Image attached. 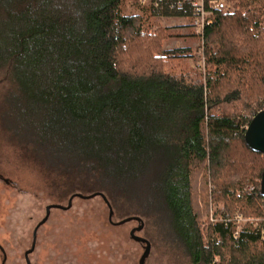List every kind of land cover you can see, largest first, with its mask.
I'll return each mask as SVG.
<instances>
[{
	"label": "trees",
	"instance_id": "obj_1",
	"mask_svg": "<svg viewBox=\"0 0 264 264\" xmlns=\"http://www.w3.org/2000/svg\"><path fill=\"white\" fill-rule=\"evenodd\" d=\"M128 1L0 0L2 126L67 192L143 215L191 264H264V227L235 237L217 221L207 243L199 227L209 198L224 217L264 216V155L244 140L264 109V0L215 11L202 77L197 54L163 49L166 31L151 24L190 26L189 5L124 13Z\"/></svg>",
	"mask_w": 264,
	"mask_h": 264
},
{
	"label": "rangeland",
	"instance_id": "obj_2",
	"mask_svg": "<svg viewBox=\"0 0 264 264\" xmlns=\"http://www.w3.org/2000/svg\"><path fill=\"white\" fill-rule=\"evenodd\" d=\"M139 3L142 2L129 0L124 4L122 12L147 11V6L151 4L147 1L142 5ZM151 21L153 26L158 25L166 31L163 49L187 46L200 60L201 39L191 34L194 32L188 19L157 17ZM198 60L190 61V65L196 67L202 77L206 66L204 70L197 68ZM9 87L5 72L1 71L0 106ZM67 190L63 180L56 174L49 173L34 158L28 157L11 138L8 130L2 126L0 113V264H26L24 252L31 246L34 228L44 217L47 205L66 206L73 193H94ZM106 199L108 200L107 197ZM210 205L217 217L220 216V209L224 208L222 202L212 203L209 198L206 211L199 221L205 243L208 242L206 232L213 224L209 220ZM112 210V222L131 215L143 220V228L135 233L150 242L144 264H191L189 257L159 236L155 225L148 223L143 215H127L123 210ZM237 212L239 211L231 215ZM241 214L245 219L243 227H264V216ZM138 224L136 220L122 224L110 223L108 206L100 195L74 197L66 210L50 209L47 220L36 230L35 245L28 258L31 264H139L145 245L130 237V230Z\"/></svg>",
	"mask_w": 264,
	"mask_h": 264
},
{
	"label": "water",
	"instance_id": "obj_3",
	"mask_svg": "<svg viewBox=\"0 0 264 264\" xmlns=\"http://www.w3.org/2000/svg\"><path fill=\"white\" fill-rule=\"evenodd\" d=\"M244 140H245V143L247 144V146L252 151L259 152L262 155H264V109L258 111L249 121L248 125L245 128ZM260 189L264 195V171L262 172V175L260 178ZM95 195H100L102 197V199L105 201L106 205L108 206V220L110 223L122 224V223H125L128 221H131V220H136L139 223L137 227H134L130 230V237L135 241H138L140 243H144V245H145L144 250H143V253L139 259V264H144V260L148 256V253L150 250V242L147 239H145L144 237L136 235V233H135L136 231H140L143 228V226H144L143 220L136 215H131V216H127V217L121 219L118 222H112V220H111L112 215H113L112 207H111L109 201L104 196V194L101 192H96V193L94 192V193L89 194V195H83L81 193H73L69 196L66 206H63L60 204L47 205L45 208L44 217L37 223V225L34 228L31 246L29 249H27L24 252V258H25L26 264H31L30 260L28 258V254H30L34 248L36 230L41 224H43L47 220L50 209L58 208V209L66 210L70 207L72 199L74 197L89 198V197H92Z\"/></svg>",
	"mask_w": 264,
	"mask_h": 264
},
{
	"label": "built area",
	"instance_id": "obj_4",
	"mask_svg": "<svg viewBox=\"0 0 264 264\" xmlns=\"http://www.w3.org/2000/svg\"><path fill=\"white\" fill-rule=\"evenodd\" d=\"M146 1L151 2L152 5L156 6L159 0H140L142 3ZM187 5H189L191 10L190 26L193 32L200 37V39L205 27L212 23L215 11L233 12L238 8L235 0H175L170 7L182 9ZM202 45L203 41L201 40V58L198 60L196 66L204 70L205 59L202 55ZM209 220L212 223L223 221L225 225L229 223L232 228V234L235 237L239 236L244 229L243 224H245V219L241 213L237 212L228 217H224L222 215L217 217L214 208H212L211 205L209 208ZM261 231L264 236V229H261Z\"/></svg>",
	"mask_w": 264,
	"mask_h": 264
},
{
	"label": "crops",
	"instance_id": "obj_5",
	"mask_svg": "<svg viewBox=\"0 0 264 264\" xmlns=\"http://www.w3.org/2000/svg\"><path fill=\"white\" fill-rule=\"evenodd\" d=\"M178 18V17H177ZM181 18H183V17H181ZM185 20H186V18H184Z\"/></svg>",
	"mask_w": 264,
	"mask_h": 264
}]
</instances>
